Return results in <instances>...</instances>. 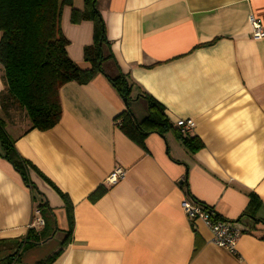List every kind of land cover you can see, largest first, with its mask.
Listing matches in <instances>:
<instances>
[{
    "label": "crops",
    "instance_id": "0c3cea01",
    "mask_svg": "<svg viewBox=\"0 0 264 264\" xmlns=\"http://www.w3.org/2000/svg\"><path fill=\"white\" fill-rule=\"evenodd\" d=\"M73 7L81 10L82 0ZM96 9L112 59L89 83L60 88L56 126L31 130L24 111L14 104L3 111L0 104L18 155L72 206L71 242L51 264H264V241L245 232L254 219L264 221V38L253 39L249 24L253 17L264 26V0H97ZM69 20L64 7L66 52L84 68L93 26ZM118 72L133 83L136 119L147 115L137 98L144 92L173 125L192 120L184 137L199 139L203 148L190 152L169 132L150 134L142 147L128 139L115 121L124 101L107 79ZM4 91L0 65V96ZM116 168L125 171L123 179L106 185ZM28 177L37 190L0 152V260L17 251L11 264L45 261L68 230L57 193L34 172ZM99 187L104 194L90 201ZM187 190L240 229L235 255L212 244L202 221L186 218L180 202ZM41 200L55 231L47 242L28 245L29 229L42 240L50 236L45 221L29 228Z\"/></svg>",
    "mask_w": 264,
    "mask_h": 264
},
{
    "label": "trees",
    "instance_id": "16d2710c",
    "mask_svg": "<svg viewBox=\"0 0 264 264\" xmlns=\"http://www.w3.org/2000/svg\"><path fill=\"white\" fill-rule=\"evenodd\" d=\"M96 2L97 0H83V8L79 10L73 7V0H0V65L5 83V93L0 96V104L3 111H6L10 104L24 111L31 130L43 132L56 126L61 116L60 88L68 82L80 85L89 83L97 74L104 73L103 64L112 59L111 55L107 54L108 41L104 23L95 6ZM64 7L70 8V24L91 22L93 26L92 43L83 48V63L86 66L84 68L74 63L66 52L68 42L63 34L61 21ZM107 79L116 93L125 100L124 110L115 118L118 122L116 125L133 143L142 147L150 134L163 136L169 132L190 152L203 148L199 139L182 136L166 116L164 107L144 92L137 93V98L145 101L147 115L142 120L136 119L130 109L133 83L121 72ZM4 128L5 123L0 118L2 157L12 165L26 186L37 190L28 177L32 171L57 193L63 202L68 230L59 250L50 258L38 263L51 264L71 242V203L66 195L60 193L30 163L18 155L14 141L6 134ZM104 192L99 187L89 196V200H97ZM186 194L189 196L188 190ZM36 209L42 215L46 212L51 214L43 200L36 204ZM253 221L252 226L245 232L264 241V221ZM42 239L43 237L39 238L38 232L29 229L24 243L37 245L45 241ZM22 241L18 243L19 249ZM16 255L17 251L0 260V263L11 264Z\"/></svg>",
    "mask_w": 264,
    "mask_h": 264
},
{
    "label": "built area",
    "instance_id": "2783aa9c",
    "mask_svg": "<svg viewBox=\"0 0 264 264\" xmlns=\"http://www.w3.org/2000/svg\"><path fill=\"white\" fill-rule=\"evenodd\" d=\"M250 24V35L253 39L264 38V26L261 23L249 17ZM178 132L185 136L193 127L192 120H180L175 123ZM125 171L121 168L114 169L105 179V184L110 186L115 184L118 180L123 179ZM180 207L185 214L186 218L194 223L195 221H202L204 225L210 230L211 242L219 249H223L226 252L235 255L236 254V244L241 234L239 228H237L233 223L227 222L221 218H218L214 212L197 203L186 196L180 202ZM44 226V221L41 218L39 211L33 210L32 220L29 228H42Z\"/></svg>",
    "mask_w": 264,
    "mask_h": 264
},
{
    "label": "rangeland",
    "instance_id": "374dc122",
    "mask_svg": "<svg viewBox=\"0 0 264 264\" xmlns=\"http://www.w3.org/2000/svg\"><path fill=\"white\" fill-rule=\"evenodd\" d=\"M95 6H96V3H95ZM82 7H83V0H82ZM0 118H2L1 117V112H0ZM43 217H44V220L43 221H45L47 223V225L45 227V230H44V233L46 232L47 235H50V236H48V238L47 237L44 238V240L47 242V240L51 237V234L55 231V229H53L54 226H55V224L53 223V221H52V219L50 217V214L48 212H46L45 214H43ZM57 238H58V236H55L54 239L56 240Z\"/></svg>",
    "mask_w": 264,
    "mask_h": 264
},
{
    "label": "water",
    "instance_id": "95a60500",
    "mask_svg": "<svg viewBox=\"0 0 264 264\" xmlns=\"http://www.w3.org/2000/svg\"><path fill=\"white\" fill-rule=\"evenodd\" d=\"M123 101L125 102V100H123ZM179 184H181V182Z\"/></svg>",
    "mask_w": 264,
    "mask_h": 264
}]
</instances>
